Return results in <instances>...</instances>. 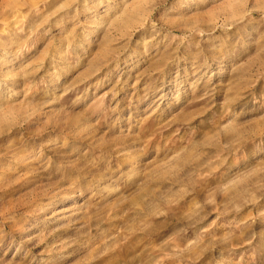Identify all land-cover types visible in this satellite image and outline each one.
I'll return each instance as SVG.
<instances>
[{
    "label": "rangeland",
    "instance_id": "rangeland-1",
    "mask_svg": "<svg viewBox=\"0 0 264 264\" xmlns=\"http://www.w3.org/2000/svg\"><path fill=\"white\" fill-rule=\"evenodd\" d=\"M0 264H264V0H0Z\"/></svg>",
    "mask_w": 264,
    "mask_h": 264
}]
</instances>
